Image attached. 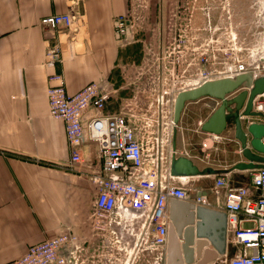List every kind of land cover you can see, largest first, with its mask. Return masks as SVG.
Instances as JSON below:
<instances>
[{"label": "crops", "instance_id": "0c3cea01", "mask_svg": "<svg viewBox=\"0 0 264 264\" xmlns=\"http://www.w3.org/2000/svg\"><path fill=\"white\" fill-rule=\"evenodd\" d=\"M133 7V0H0V264L13 262L30 246L64 233L81 238L83 264H100L106 256L107 240L115 236L96 228L97 189L91 174L100 169L98 146L87 142L83 147L86 163L70 164L64 124L49 113L48 78L61 73L70 94L90 82L102 84L111 93L102 112L90 108L84 113V123L100 114L154 116L155 99L147 98L151 93L140 82L145 67L138 70L131 65L133 49L148 51L154 45L148 38L135 44V25L126 37L115 32L116 17L134 15ZM70 11L79 14L70 28L52 29L41 23ZM163 42L160 32V49ZM55 47L60 49V61L50 67L48 52ZM250 51L248 65L254 70L264 63V51ZM262 76L264 71H255L253 78ZM219 104L212 98L187 103L179 122L177 148L200 171L195 176H178L185 177L191 187L188 202L194 203L200 191L210 189L220 175L234 185L251 186L252 174L262 168L232 169L244 161L233 129L221 135L201 130ZM208 199L207 208L224 213L222 198L210 194ZM219 222L214 218V225ZM223 240V253L211 243L204 251L216 252L218 258L234 257L237 249L228 229ZM127 256L115 252L119 260ZM166 258L167 246L161 254L133 255L129 264H166Z\"/></svg>", "mask_w": 264, "mask_h": 264}, {"label": "built area", "instance_id": "2783aa9c", "mask_svg": "<svg viewBox=\"0 0 264 264\" xmlns=\"http://www.w3.org/2000/svg\"><path fill=\"white\" fill-rule=\"evenodd\" d=\"M78 18V12L70 11L44 18L41 23L52 29L70 28ZM133 25L131 12L119 15L115 19V32L126 37ZM239 44L235 37H222L219 45L227 48L218 49L216 54L207 42L190 61L177 52V59L191 66L192 73L184 71L177 81L167 84L165 80L155 85L154 116L100 114L84 123V113L90 108L102 112L111 93L102 84L90 82L70 94L61 73L49 76V113L64 124L70 164L86 163L83 147L87 142L98 146L100 169L91 174L97 189L96 228L112 231L115 236L107 240V254L100 264H129L133 255L161 254L166 249L170 201H189L191 192L185 177L174 175L171 169L173 160L187 155L177 148L174 136L179 130L173 117L175 97L201 82L245 73L253 76L255 71H264V63L255 65L254 70L249 67L250 54L240 53ZM60 54L58 47L52 48L48 52V66L55 67ZM173 76L162 70L158 79ZM253 111L264 114V93L255 98ZM210 194L222 198L220 208L226 214L227 229L233 236L237 254L209 264H264V166L252 174L251 186L234 185L226 176H218L210 189L200 191L194 203L210 206ZM108 220L110 224L105 223ZM246 223L251 225L245 226ZM81 242L73 233L60 234L30 246L23 256L8 264H83ZM116 251L128 254L127 259H117Z\"/></svg>", "mask_w": 264, "mask_h": 264}, {"label": "water", "instance_id": "95a60500", "mask_svg": "<svg viewBox=\"0 0 264 264\" xmlns=\"http://www.w3.org/2000/svg\"><path fill=\"white\" fill-rule=\"evenodd\" d=\"M263 93L264 76L254 79L251 73L201 82L177 93L173 106L174 122L179 124L187 103L202 98L218 100L220 104L202 124L201 130L221 135L229 128L233 129L244 161L236 163L232 169L256 170L264 166V123L255 119L264 120V114L253 111V107L255 98ZM171 169L174 175L185 177L200 172L187 157L173 160ZM208 172L212 174L211 170ZM214 218L220 219L216 225ZM169 219L166 264H209L218 258V253H223V239L227 235L225 213L172 199ZM208 243L213 244L218 253L204 251Z\"/></svg>", "mask_w": 264, "mask_h": 264}, {"label": "rangeland", "instance_id": "374dc122", "mask_svg": "<svg viewBox=\"0 0 264 264\" xmlns=\"http://www.w3.org/2000/svg\"><path fill=\"white\" fill-rule=\"evenodd\" d=\"M133 1V41L141 45L138 42L148 38L154 45L153 50L142 51L138 47L132 50L134 59L131 65L138 70L140 66L145 67V77L140 82L151 93L147 98H156L154 87L157 83L166 80L169 84L177 81L184 71L192 73L191 66L177 59V52L190 61L209 42V48L218 54L217 50L224 47L219 44L225 36L240 39L239 50L243 55L264 48V0ZM160 24L163 26L161 30ZM160 32L164 39L161 49L158 47ZM144 57L146 64L142 62ZM162 70L174 76L160 80Z\"/></svg>", "mask_w": 264, "mask_h": 264}, {"label": "bare ground", "instance_id": "6f19581e", "mask_svg": "<svg viewBox=\"0 0 264 264\" xmlns=\"http://www.w3.org/2000/svg\"><path fill=\"white\" fill-rule=\"evenodd\" d=\"M177 134H178V130H176V133L174 134V136H177Z\"/></svg>", "mask_w": 264, "mask_h": 264}]
</instances>
